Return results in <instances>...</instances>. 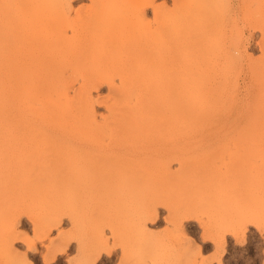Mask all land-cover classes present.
<instances>
[{
    "label": "rangeland",
    "instance_id": "1",
    "mask_svg": "<svg viewBox=\"0 0 264 264\" xmlns=\"http://www.w3.org/2000/svg\"><path fill=\"white\" fill-rule=\"evenodd\" d=\"M168 47L225 75L212 160H169L174 182L153 160H95L21 188L0 160V264H264V0H0V49L95 51L68 93L111 71L90 88L99 122L125 97L117 68L138 78V54L164 64Z\"/></svg>",
    "mask_w": 264,
    "mask_h": 264
},
{
    "label": "bare ground",
    "instance_id": "2",
    "mask_svg": "<svg viewBox=\"0 0 264 264\" xmlns=\"http://www.w3.org/2000/svg\"><path fill=\"white\" fill-rule=\"evenodd\" d=\"M175 49L165 50L164 64L148 62L143 50L138 78L129 77L124 62L117 68L125 97L115 100L104 122L97 120L90 88L111 71L90 70L77 95L68 93L74 64L94 50L0 49V160L16 162L19 188L35 174L95 160H153L147 171L172 179L169 160L184 168L212 160L205 140L225 125L217 117L226 108V78L202 73L203 55L187 65L173 62Z\"/></svg>",
    "mask_w": 264,
    "mask_h": 264
}]
</instances>
